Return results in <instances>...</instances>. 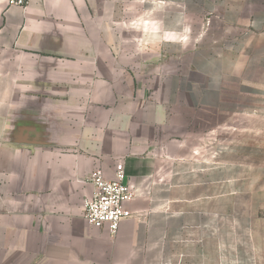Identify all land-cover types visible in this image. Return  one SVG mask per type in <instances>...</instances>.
Segmentation results:
<instances>
[{"label": "crops", "instance_id": "1", "mask_svg": "<svg viewBox=\"0 0 264 264\" xmlns=\"http://www.w3.org/2000/svg\"><path fill=\"white\" fill-rule=\"evenodd\" d=\"M0 264H264V0H0Z\"/></svg>", "mask_w": 264, "mask_h": 264}, {"label": "built area", "instance_id": "2", "mask_svg": "<svg viewBox=\"0 0 264 264\" xmlns=\"http://www.w3.org/2000/svg\"><path fill=\"white\" fill-rule=\"evenodd\" d=\"M7 6L25 7L28 0H4ZM92 192L83 199V217L94 228L105 226L111 236H115L119 224L130 217L125 204L131 197L127 176L122 161L113 169L112 177L107 178L103 171L96 169L89 175Z\"/></svg>", "mask_w": 264, "mask_h": 264}, {"label": "rangeland", "instance_id": "3", "mask_svg": "<svg viewBox=\"0 0 264 264\" xmlns=\"http://www.w3.org/2000/svg\"><path fill=\"white\" fill-rule=\"evenodd\" d=\"M201 116L206 117L209 120L210 124H214L217 122V117L215 115H213L212 113H210V114L203 113V115H201Z\"/></svg>", "mask_w": 264, "mask_h": 264}]
</instances>
